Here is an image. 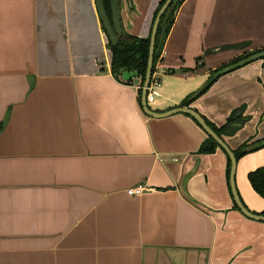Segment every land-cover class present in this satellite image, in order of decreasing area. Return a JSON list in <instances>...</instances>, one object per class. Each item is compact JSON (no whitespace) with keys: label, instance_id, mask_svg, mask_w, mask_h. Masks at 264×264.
I'll return each instance as SVG.
<instances>
[{"label":"crops","instance_id":"crops-1","mask_svg":"<svg viewBox=\"0 0 264 264\" xmlns=\"http://www.w3.org/2000/svg\"><path fill=\"white\" fill-rule=\"evenodd\" d=\"M119 4L124 34L145 37L158 0ZM241 42L264 47V0H182L145 104L216 127L243 106L224 142L255 149L236 160L234 188L258 215L247 174L264 164V59L190 98ZM121 79L93 0H0V264H264V221L234 207L226 154H195L205 134L189 116L148 117L139 78Z\"/></svg>","mask_w":264,"mask_h":264},{"label":"trees","instance_id":"trees-1","mask_svg":"<svg viewBox=\"0 0 264 264\" xmlns=\"http://www.w3.org/2000/svg\"><path fill=\"white\" fill-rule=\"evenodd\" d=\"M102 2L105 7L107 17L109 18L110 10L108 5V0H102ZM163 2L164 0H158V5L152 13L151 24L149 27L148 34L145 37H137V36L134 37L125 34L118 41V44L113 47L110 46L107 40V49L109 50V73H111L112 77L118 82L122 80L121 75L125 72L132 73L134 76H138L139 84L137 87V99L139 101L142 91L141 86L145 76L146 62L148 58L147 49L149 43V33L152 26L153 18L156 12L158 11V9L162 6ZM181 2L182 0H171L170 5L159 19L160 22L158 24L157 31L155 34V42L152 52L153 58H152V66H151V72H152L151 75L153 74L154 64L159 58L160 49L163 45L164 40L166 39V35L173 22L174 13L178 8V6L181 4ZM243 47L247 48L248 43L241 42L235 45L227 46V48H231V49H237V48L241 49ZM261 49H264V47L254 48L250 51L248 50L244 51L245 52L244 54L238 55L230 63H234L238 61V59L253 54L254 52ZM182 71L185 72L184 70ZM149 82L150 83L152 82L151 77ZM122 83L129 84L130 78L127 80H123ZM193 96L194 95H191L190 98H192ZM190 98L184 99L180 105L187 106ZM242 112H243V106H240L239 108L231 111L229 115L226 117L225 119L226 121L219 127H216L213 123H211L207 119H204L202 116L201 118L203 119V121L206 122V124L216 134L218 138H220L221 140H225L224 137H229L235 134L239 130V128L247 121L246 120L247 117L242 116ZM189 118L199 127L196 121H194L191 117ZM249 147L250 146L244 143L241 144L240 147L237 148L236 150H233L232 153L234 154L235 159L238 160L240 156L244 155L245 153L255 150L254 148H249ZM215 149H220V148L212 138L205 135L204 140L200 143V145L198 146L197 150L194 153L197 155H206L209 153H213ZM229 165H230L229 159L226 155L225 172H226L227 185H228V176H229V171H228ZM247 180L250 187L254 190V192L257 195L259 194V196H261L264 199V164L260 167H257V169L253 170L252 172H249L247 174ZM234 207L236 206L234 205ZM260 215L264 216V209L260 212Z\"/></svg>","mask_w":264,"mask_h":264},{"label":"water","instance_id":"water-1","mask_svg":"<svg viewBox=\"0 0 264 264\" xmlns=\"http://www.w3.org/2000/svg\"><path fill=\"white\" fill-rule=\"evenodd\" d=\"M120 0H108L109 10H110V17H107L105 7L103 5L102 0H93V3L96 8V13L98 16V21L101 23L103 32L105 34L106 39L108 40L110 46H116L118 44V41L123 37L125 34L123 32V26L122 21H120ZM171 0H164L162 6L158 9L156 12L152 26L149 33V43H148V49H147V62H146V68H145V76L143 79V83L141 86V96H140V106L142 108V111L145 115L148 117L154 118V117H165L168 115H171L173 113H180L186 116L191 117L194 121L197 122L203 133L212 138L215 143L218 145V147L224 152V154L227 155L229 159V176H228V186L230 188L231 196L233 204L236 206V208L242 213L244 216H246L249 219L255 220V221H264L263 215H255L251 212H249L244 205H242L239 201V198L237 196L236 188H234V173H235V165H236V159L232 151L228 148L224 140H221L216 136V134L210 129V127L206 124L205 121L201 118V116L192 108H186V107H177L173 108L169 111L162 112V113H156L149 110L148 106L145 104V96H146V87L149 84L150 77H151V66H152V58H153V48H154V42H155V34L157 31L158 24L160 22L161 15L166 11L168 6L170 5ZM264 59V49L258 50L254 52L253 54H250L248 56L242 57L238 59V61L222 66L217 71H214L211 73L207 79L202 84L201 88L195 92L193 95L196 96L197 94H201L213 81H215L218 77H220L222 74L234 71L238 69V67H241L243 65H246L251 62H255V60ZM264 117V113L262 115ZM259 144L257 146H263L264 145V139L258 142ZM254 148V147H249ZM192 174L191 170L187 171L184 176L182 177V180L180 182V189L182 192L186 195L184 186L186 181L189 179V176Z\"/></svg>","mask_w":264,"mask_h":264},{"label":"built area","instance_id":"built-area-1","mask_svg":"<svg viewBox=\"0 0 264 264\" xmlns=\"http://www.w3.org/2000/svg\"><path fill=\"white\" fill-rule=\"evenodd\" d=\"M156 84H158V81L153 80V82H149L148 86L145 88L146 89V96H145V101L146 102H151L153 99V91H154V86H156ZM147 189L142 187V186H138L135 188H130L128 189V193L135 195V196H139L141 194H143Z\"/></svg>","mask_w":264,"mask_h":264},{"label":"rangeland","instance_id":"rangeland-1","mask_svg":"<svg viewBox=\"0 0 264 264\" xmlns=\"http://www.w3.org/2000/svg\"><path fill=\"white\" fill-rule=\"evenodd\" d=\"M106 43H107V39H106ZM237 49H240V48H237ZM237 49H236V50H237ZM240 51H241V54H244V53H245L244 51H247V48H244V47H243V48L240 49ZM134 77H138V76H134ZM138 78H139V77H138Z\"/></svg>","mask_w":264,"mask_h":264}]
</instances>
